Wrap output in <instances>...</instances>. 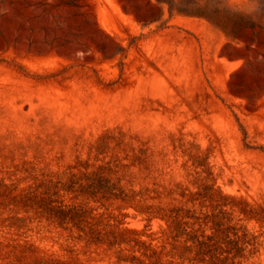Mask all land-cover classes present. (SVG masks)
<instances>
[{
  "label": "rangeland",
  "instance_id": "1",
  "mask_svg": "<svg viewBox=\"0 0 264 264\" xmlns=\"http://www.w3.org/2000/svg\"><path fill=\"white\" fill-rule=\"evenodd\" d=\"M0 0V264H264V16Z\"/></svg>",
  "mask_w": 264,
  "mask_h": 264
},
{
  "label": "trees",
  "instance_id": "2",
  "mask_svg": "<svg viewBox=\"0 0 264 264\" xmlns=\"http://www.w3.org/2000/svg\"><path fill=\"white\" fill-rule=\"evenodd\" d=\"M169 7L170 14L180 13L207 19L215 27L234 33L245 27L258 25L256 19L223 5V0H162ZM259 13L264 16V0H258Z\"/></svg>",
  "mask_w": 264,
  "mask_h": 264
}]
</instances>
